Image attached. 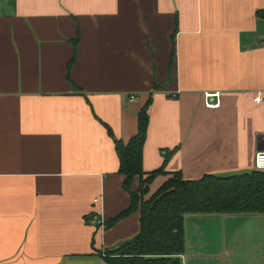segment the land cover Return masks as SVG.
I'll return each instance as SVG.
<instances>
[{
	"label": "crops",
	"instance_id": "obj_1",
	"mask_svg": "<svg viewBox=\"0 0 264 264\" xmlns=\"http://www.w3.org/2000/svg\"><path fill=\"white\" fill-rule=\"evenodd\" d=\"M263 8L0 0V264H108L105 250L135 236L140 210L105 222L131 202L114 137L137 132L149 98L144 170L176 150L146 197L174 171L253 169L264 134ZM205 91H220V106L205 105ZM139 183L134 175L132 189ZM183 223L180 264H264V213Z\"/></svg>",
	"mask_w": 264,
	"mask_h": 264
},
{
	"label": "trees",
	"instance_id": "obj_2",
	"mask_svg": "<svg viewBox=\"0 0 264 264\" xmlns=\"http://www.w3.org/2000/svg\"><path fill=\"white\" fill-rule=\"evenodd\" d=\"M258 13L264 15V8ZM151 98L138 111L137 132L127 141L114 137L119 156V172L124 175V189L130 194L128 207L105 224L111 226L119 218L140 210V229L134 237L118 246L105 250L108 264H180L184 251V216L194 213H264V170H251L233 174L206 173L200 178L187 179L180 170L170 176L149 197V183L158 174L166 173L165 162L174 149H163V165L145 171L143 145L149 123L148 109ZM112 135L110 127L107 125ZM134 175L140 183L132 189ZM88 220V217H87Z\"/></svg>",
	"mask_w": 264,
	"mask_h": 264
},
{
	"label": "built area",
	"instance_id": "obj_3",
	"mask_svg": "<svg viewBox=\"0 0 264 264\" xmlns=\"http://www.w3.org/2000/svg\"><path fill=\"white\" fill-rule=\"evenodd\" d=\"M220 97V91H205L204 93V102L205 105L209 107H218L221 104V101L219 100ZM134 98V95L132 96ZM255 99H258V96L255 97ZM255 167L259 169L264 170V150H258L255 153ZM97 198H95V201Z\"/></svg>",
	"mask_w": 264,
	"mask_h": 264
},
{
	"label": "water",
	"instance_id": "obj_4",
	"mask_svg": "<svg viewBox=\"0 0 264 264\" xmlns=\"http://www.w3.org/2000/svg\"><path fill=\"white\" fill-rule=\"evenodd\" d=\"M259 149L264 150V134L260 137Z\"/></svg>",
	"mask_w": 264,
	"mask_h": 264
},
{
	"label": "rangeland",
	"instance_id": "obj_5",
	"mask_svg": "<svg viewBox=\"0 0 264 264\" xmlns=\"http://www.w3.org/2000/svg\"><path fill=\"white\" fill-rule=\"evenodd\" d=\"M169 176H170V175H169ZM169 176H168V177H169ZM168 177H167V178H168Z\"/></svg>",
	"mask_w": 264,
	"mask_h": 264
}]
</instances>
